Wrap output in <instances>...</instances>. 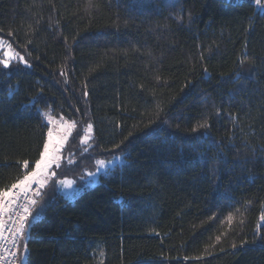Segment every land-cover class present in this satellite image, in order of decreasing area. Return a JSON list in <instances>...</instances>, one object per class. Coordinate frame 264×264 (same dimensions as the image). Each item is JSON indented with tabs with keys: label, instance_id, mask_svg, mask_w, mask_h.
I'll return each mask as SVG.
<instances>
[{
	"label": "trees",
	"instance_id": "obj_1",
	"mask_svg": "<svg viewBox=\"0 0 264 264\" xmlns=\"http://www.w3.org/2000/svg\"><path fill=\"white\" fill-rule=\"evenodd\" d=\"M0 38L32 65L0 66V187L38 157L43 113L76 121L72 137L94 129L87 153L70 137L17 264H264V13L248 0H0ZM116 144L122 162L85 185ZM55 179L82 191L67 199Z\"/></svg>",
	"mask_w": 264,
	"mask_h": 264
},
{
	"label": "snow or ice",
	"instance_id": "obj_2",
	"mask_svg": "<svg viewBox=\"0 0 264 264\" xmlns=\"http://www.w3.org/2000/svg\"><path fill=\"white\" fill-rule=\"evenodd\" d=\"M248 2L253 4L261 13H264V0H248ZM89 6H91V0H89ZM8 35L12 36L13 33L10 31ZM0 52L3 53V58H0V66L5 69L9 68L13 61L23 64L28 68L32 66L25 59L24 55L16 51L13 45L3 38H0ZM87 95L88 93L85 91L84 96L87 97ZM43 116L45 117L47 133L38 152V157L31 165L27 159L17 161V164L21 166L20 175L10 186L0 187V248H3L5 244L10 242L17 250L13 253L14 256H18L21 252L24 256L27 255V243L25 241L27 240L28 230L33 226L32 220L35 219L33 209L37 203L34 197H40L42 195L41 190L53 178L57 177V170L62 166L66 145L70 137H72L73 130L77 127L76 121L65 120L62 116L59 117V122L51 117L48 112L43 113ZM200 127H208L207 122L202 123ZM93 131V124L88 123L83 128L82 134L77 133L76 137H72L73 140L79 138L80 144L84 146L82 154L89 151L88 145L93 139ZM193 131H196V129H193ZM120 148L121 144L114 145V148L111 150L113 151L112 158L97 159L95 161L96 170L94 172L90 171L86 175L91 177L100 173L108 174L114 170V166L123 160L121 156L115 153V149ZM73 156L74 153L69 151L68 163L74 162L72 160ZM55 185H58L62 190H73L75 182L72 180L55 179ZM36 215H39V213L37 212ZM227 219L231 223L233 217L229 215ZM259 220L261 223L257 226V230L264 227V211L261 212ZM240 222L243 223V220ZM6 232L9 236L5 235ZM216 240L219 242L220 237L218 236ZM19 264H24L23 258L19 259Z\"/></svg>",
	"mask_w": 264,
	"mask_h": 264
},
{
	"label": "rangeland",
	"instance_id": "obj_3",
	"mask_svg": "<svg viewBox=\"0 0 264 264\" xmlns=\"http://www.w3.org/2000/svg\"><path fill=\"white\" fill-rule=\"evenodd\" d=\"M0 55H2V57H3V53L2 52H0ZM51 117H53V116H51ZM54 119H56L57 120V122H59V118H55V117H53ZM63 160V159H62ZM65 163H68V158H66L65 160ZM121 163V162H120ZM120 163H118V164H120ZM69 164V163H68ZM96 170V168L92 171V172H94ZM101 174H104V173H100L99 175H95V176H91V177H89V176H87L86 177V181L85 182H87V184H85V185H89V186H93V185H95L98 181H99V177H100V175ZM65 180H72V179H65ZM73 181V180H72ZM52 182V181H51ZM50 183V182H49ZM48 185V184H47ZM46 185V186H47ZM41 191H43V189L41 190ZM82 191V188H80L79 186H77V185H75V187H74V189L73 190H62L60 187H59V192L65 197V198H67V199H73V198H75L80 192ZM23 260H24V257H23Z\"/></svg>",
	"mask_w": 264,
	"mask_h": 264
},
{
	"label": "built area",
	"instance_id": "obj_4",
	"mask_svg": "<svg viewBox=\"0 0 264 264\" xmlns=\"http://www.w3.org/2000/svg\"><path fill=\"white\" fill-rule=\"evenodd\" d=\"M36 199V197H34ZM6 236L9 234L6 232ZM10 240V237H9ZM17 250L9 242L4 245L3 248H0V264H17L18 256H14L13 253Z\"/></svg>",
	"mask_w": 264,
	"mask_h": 264
}]
</instances>
